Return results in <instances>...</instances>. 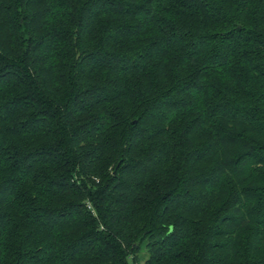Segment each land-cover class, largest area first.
Masks as SVG:
<instances>
[{"label":"trees","instance_id":"trees-1","mask_svg":"<svg viewBox=\"0 0 264 264\" xmlns=\"http://www.w3.org/2000/svg\"><path fill=\"white\" fill-rule=\"evenodd\" d=\"M0 264H264V0H0Z\"/></svg>","mask_w":264,"mask_h":264}]
</instances>
